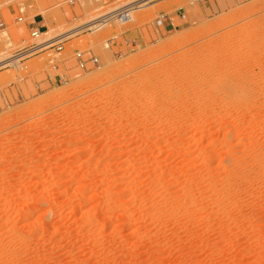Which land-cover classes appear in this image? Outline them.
<instances>
[{"label":"rangeland","instance_id":"obj_1","mask_svg":"<svg viewBox=\"0 0 264 264\" xmlns=\"http://www.w3.org/2000/svg\"><path fill=\"white\" fill-rule=\"evenodd\" d=\"M66 1L0 0V264H264V0H155L121 55L112 27L27 55L37 14L44 39L92 14Z\"/></svg>","mask_w":264,"mask_h":264},{"label":"built area","instance_id":"obj_2","mask_svg":"<svg viewBox=\"0 0 264 264\" xmlns=\"http://www.w3.org/2000/svg\"><path fill=\"white\" fill-rule=\"evenodd\" d=\"M86 0H67L66 2L75 7L81 8L84 6ZM94 4L92 14L83 22L75 25L70 30L63 32L52 39H44L43 35L47 34L48 31H42L45 24L41 23L44 21V17L41 14H37L33 19V28L31 29L30 35L34 40H38V44H31L23 48L24 52L35 53L41 50H47L50 48L56 49L61 52L64 49V42L70 40L74 36L79 34L94 33L97 31L105 30L106 28L112 27V33L104 40V46L112 49L116 48L115 54L121 55L123 50L118 49L121 44L132 49L137 46V37L129 39L128 36L131 33L130 23L133 20L134 13L138 10L143 9L155 0H88ZM21 16L17 18L18 22H24V15L26 13V4H21L18 8ZM39 19V21H38ZM37 20V21H36ZM77 20V18H75ZM41 23V24H40ZM171 23V18L168 13L159 12L155 17L153 30L159 31L167 27ZM5 22L0 19V31L4 29ZM47 27V26H46ZM75 59L80 68H88V64L96 66L99 63V58L94 51L89 49H75Z\"/></svg>","mask_w":264,"mask_h":264},{"label":"bare ground","instance_id":"obj_3","mask_svg":"<svg viewBox=\"0 0 264 264\" xmlns=\"http://www.w3.org/2000/svg\"><path fill=\"white\" fill-rule=\"evenodd\" d=\"M260 5V4H259ZM53 38V39H52ZM52 38H50V39H52L51 41H54V39H56V38H54V37H52ZM51 41H49V42H51ZM91 42V41H90ZM24 55V54H23ZM56 57V59L58 58V56H55ZM14 60V59H13ZM13 60H9V61H12V63L14 62ZM5 62H7V60H5V61H1L0 62V65L1 64H3V63H5ZM2 67V66H1ZM163 106V105H162Z\"/></svg>","mask_w":264,"mask_h":264},{"label":"crops","instance_id":"obj_4","mask_svg":"<svg viewBox=\"0 0 264 264\" xmlns=\"http://www.w3.org/2000/svg\"><path fill=\"white\" fill-rule=\"evenodd\" d=\"M36 21H37V20H36ZM41 23H43V24H44V21H42V20H41ZM41 23H40V24H41ZM164 29H166V28H164Z\"/></svg>","mask_w":264,"mask_h":264}]
</instances>
